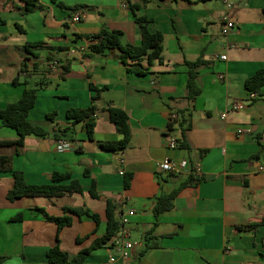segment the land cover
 Returning <instances> with one entry per match:
<instances>
[{
	"label": "crops",
	"instance_id": "0c3cea01",
	"mask_svg": "<svg viewBox=\"0 0 264 264\" xmlns=\"http://www.w3.org/2000/svg\"><path fill=\"white\" fill-rule=\"evenodd\" d=\"M60 1L67 6L38 0L25 13L24 0H0L6 20L0 22V108L21 98L26 78L43 76L47 84L38 90L29 119L50 131L27 135L20 152L0 145V154L12 156L13 167L30 183H49L54 171H70L84 191L10 200L14 179L0 171V256L6 257L1 264H50L47 252L57 242L58 229L39 208L53 216L64 215L65 206L100 214L97 223L88 215L66 213L73 222L60 233L61 247L76 255L106 234L108 199L118 205V218L129 209L135 214L82 264H264V86L252 97L245 85L264 68V0H149L138 15L152 19V31L163 32L164 59L146 74L128 70L118 48L103 53L90 48V36L103 25L122 30L124 43H141V26L126 0ZM228 17L236 26L224 34ZM38 41L53 48L35 50L38 56L25 52L27 42ZM197 59L204 61L197 77L201 92L191 101L185 61ZM91 83L105 87L95 101ZM91 105L96 107L94 139L84 122L73 125L67 117L70 107ZM110 107L129 116L131 137L123 148L101 145L123 138ZM50 112H56L54 119L47 117ZM68 126L75 133L62 138L71 147L58 150L54 131ZM17 137L0 120V139ZM181 138L190 148L180 145ZM165 158L187 159L189 166L166 173L159 166ZM125 173L131 174L129 187ZM93 183L97 198L89 192ZM179 187L173 208L156 215L158 197ZM19 213L22 219H16ZM253 223L258 225L245 227ZM125 232L134 243L129 258L116 248ZM147 233L159 246L140 256ZM112 255L117 259L111 261Z\"/></svg>",
	"mask_w": 264,
	"mask_h": 264
},
{
	"label": "trees",
	"instance_id": "16d2710c",
	"mask_svg": "<svg viewBox=\"0 0 264 264\" xmlns=\"http://www.w3.org/2000/svg\"><path fill=\"white\" fill-rule=\"evenodd\" d=\"M26 6L24 12H31L36 7L38 0H24ZM57 2L61 6H67L63 1L52 0ZM129 8L135 13V19L141 26L142 40L139 44L124 43L123 42V31L119 29H113L107 25H103L101 30L91 35L94 42L90 44V48L94 52L103 53L108 50L118 48L121 51L120 59L124 64L127 65L128 70L134 71L139 74H146L149 67L155 61H163V49H164V34L161 30L152 31L149 28V23L152 21L147 15H138L140 10L149 0H126ZM0 22L5 23L6 20L0 15ZM20 26V25H19ZM43 48L52 49L53 47L46 45L42 41L38 42H27L24 45L26 53L30 52L34 56H38V52ZM49 60L52 56H48ZM147 59V65L142 64V60ZM186 64L189 66V79L188 89L189 100H194L201 92V87L198 83V69L204 64L202 59L197 60H186ZM39 64L35 63V68L38 69ZM27 69V63L23 64L22 71ZM65 72L69 70L68 67H64ZM15 79V82H18ZM25 89L21 98L15 102L9 103L7 106L0 108V120L6 126L12 127L16 130L18 137L15 139H0V145H13L16 146L17 152H20V147L24 146L25 138L29 134L48 135L50 133L45 127L39 124H34L29 119L30 110L34 107L38 90L47 84L45 77L34 81L33 78H26L24 80ZM247 89L252 92L261 93L264 86V68L257 70L253 75L246 79L245 83ZM91 89L95 92L93 95V101L100 97V92L105 87H98L91 83ZM110 116L112 121L116 124L118 130L123 134V138L119 141L103 142L101 145L105 148H123L127 146L131 137V127L129 124V116L125 110L119 107L109 108ZM185 114V111H181ZM56 112H50L47 114L48 118L54 119ZM96 107L94 105L81 108V107H70L67 110V117L71 120L72 124L84 122V129L87 131L90 139H94V129L96 124ZM183 121L187 122L188 118L183 115ZM184 125V122H182ZM190 123L187 124V127ZM75 133L73 126L64 128H58L54 131L57 139L62 137H71ZM180 145L185 148H190L188 141L181 138ZM0 171L10 172L14 179L13 186L9 189L7 197L10 200H14L23 196H62L65 194H72L75 192L82 193L84 191L82 183L79 179L73 178L70 171H54L51 174V181L49 183H30L27 181L25 173L21 169H15L12 165V156L0 154ZM125 186L130 185V173H125ZM181 187L173 190L168 194H162L158 197L154 213L160 215L161 213L173 208L174 199L178 194ZM90 194L97 198L99 194L96 189V183H93L89 190ZM118 205L111 199L107 200L106 214H107V231L106 234L97 237L93 242L81 249L76 255L71 256L69 252L61 247L60 233L64 227L72 224L73 218L66 214L72 213L78 216L88 215L92 217L97 223L100 222L101 216L97 212H92L89 208L84 206H65L64 211L66 212L61 216H53L48 214L44 208H39L49 220L54 221L57 224V242L48 250L47 257L50 264H82L91 254V252L103 246V244L110 241L115 235H117L124 227L117 217ZM23 213H19L16 219H22ZM258 224L253 223L245 226L249 228H255ZM239 227V228H245ZM153 237L150 233L145 235V245L143 250L140 252V256H143L150 248L159 246L157 241H152ZM85 237H78V241H82ZM6 257L0 256V264ZM140 259V257H139ZM139 261V260H138ZM133 264H138L135 262Z\"/></svg>",
	"mask_w": 264,
	"mask_h": 264
},
{
	"label": "built area",
	"instance_id": "2783aa9c",
	"mask_svg": "<svg viewBox=\"0 0 264 264\" xmlns=\"http://www.w3.org/2000/svg\"><path fill=\"white\" fill-rule=\"evenodd\" d=\"M227 5L228 7L232 6V2L227 1ZM80 17L76 16L75 20H79ZM236 26L235 21L228 17L227 20L225 21L224 27L222 29L224 34L229 33L234 27ZM222 58H226V55H223ZM257 95V92H252L251 96L255 97ZM238 107L241 105H237ZM173 117H176V114L173 115ZM171 146L174 147L176 146L175 142H171ZM56 147L58 150H67L71 147V141L65 138H59L57 139V143H56ZM159 166L161 167V169L163 171H165L166 173H170V174H178L181 173L183 171H185L188 166H189V162L187 159H181V160H176V159H172V158H165L163 159L160 163ZM194 172L195 173H201V165L200 163H197L194 166ZM135 214V210L134 209H129L126 212H121L119 215V220L122 223H127L130 220V217L132 215ZM133 241L131 240L129 233L125 232L123 234V236L117 241V245L116 248L119 252V256L122 258H129L132 254V249H133ZM116 256H111L110 260L114 261L116 260Z\"/></svg>",
	"mask_w": 264,
	"mask_h": 264
}]
</instances>
